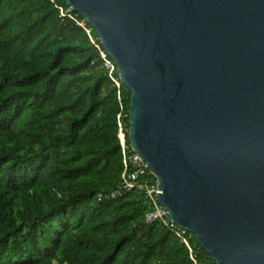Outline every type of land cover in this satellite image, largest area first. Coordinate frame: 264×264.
Listing matches in <instances>:
<instances>
[{
  "label": "trees",
  "instance_id": "1",
  "mask_svg": "<svg viewBox=\"0 0 264 264\" xmlns=\"http://www.w3.org/2000/svg\"><path fill=\"white\" fill-rule=\"evenodd\" d=\"M130 98L66 1L0 0V264H217L190 232L146 223L148 169L103 195L121 186L122 144L133 153Z\"/></svg>",
  "mask_w": 264,
  "mask_h": 264
},
{
  "label": "water",
  "instance_id": "2",
  "mask_svg": "<svg viewBox=\"0 0 264 264\" xmlns=\"http://www.w3.org/2000/svg\"><path fill=\"white\" fill-rule=\"evenodd\" d=\"M131 90L129 141L217 264H264V0H64Z\"/></svg>",
  "mask_w": 264,
  "mask_h": 264
},
{
  "label": "built area",
  "instance_id": "3",
  "mask_svg": "<svg viewBox=\"0 0 264 264\" xmlns=\"http://www.w3.org/2000/svg\"><path fill=\"white\" fill-rule=\"evenodd\" d=\"M107 65L111 67L110 63L108 62ZM122 151L124 154L125 170L122 174L121 186L109 193H103V195L112 199L122 196L124 193L136 188L138 186L140 177L144 176L146 174V170L148 169L143 158H141L140 155L135 150H133V148V153L129 154L126 146L122 144ZM129 165L131 166L130 170ZM158 188V183L155 186L146 187L147 194L153 202L154 209L146 214L145 221L146 223L160 221L164 225L168 226L173 232L177 233L178 236H180L183 228L177 226L171 221L168 211L160 204L158 200ZM99 197L101 198L102 195L100 194Z\"/></svg>",
  "mask_w": 264,
  "mask_h": 264
}]
</instances>
